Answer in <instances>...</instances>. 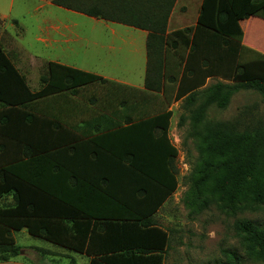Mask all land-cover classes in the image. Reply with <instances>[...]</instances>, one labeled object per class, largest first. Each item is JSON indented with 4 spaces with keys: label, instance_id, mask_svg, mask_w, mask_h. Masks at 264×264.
Masks as SVG:
<instances>
[{
    "label": "crops",
    "instance_id": "0c3cea01",
    "mask_svg": "<svg viewBox=\"0 0 264 264\" xmlns=\"http://www.w3.org/2000/svg\"><path fill=\"white\" fill-rule=\"evenodd\" d=\"M14 1L9 0L6 8V0H0V50L25 80L30 94L42 91V78L48 73L49 63L96 75L106 83L31 102L24 89L11 86L0 61V171L6 174V170L17 168L16 178L8 176L14 182L16 179L22 181L19 184L25 197L22 207H55L50 209V215L52 212L53 215L62 213L66 217L62 222L31 220L34 226L44 225L45 228L65 223L68 229L77 227L79 230L75 233L70 230L67 234L81 236V243L76 242L77 246L83 245L84 238L95 229L93 246L96 251L120 247L123 233L116 225L118 222L106 219L131 215L133 207H164L171 198L169 196L158 206L163 191L149 184V203L141 205L140 194L125 189L126 184L136 177L124 173L121 166L124 157L136 156L137 149L154 151L159 148L155 145L154 134L145 136L139 131L144 130L137 124L141 116L147 119L160 112L173 111V107L154 111L153 102L142 101L154 97L150 94H157L146 89L149 32L64 9L54 5L53 0L47 5L64 9L69 15L87 16L95 20L96 25L103 23L105 27H79L74 21L62 22L58 19V12L44 14L42 4L35 5L30 13H25L28 17L20 19L11 14ZM181 1L177 0L172 10L167 34L180 30L177 14L187 11ZM202 3L203 0L196 3L195 22L190 27L196 26ZM27 18L32 21L33 42L50 50V59L33 54L22 46L30 30L21 20ZM252 18L264 21L260 17ZM248 20L240 22L243 45L264 55V47L245 39L243 25L248 24ZM42 68L46 72L41 71ZM6 99L24 104L9 106ZM171 130L170 122L168 137L176 148ZM137 158L131 160L136 162ZM143 159L161 160L164 169L162 155H146ZM61 165L65 170L59 169ZM15 195L12 191L0 198V208L16 207ZM44 195L63 197L65 201H47L41 197ZM23 215L18 219L20 225L25 222ZM19 233L50 246L22 248L15 240V234ZM13 238L20 253L6 264L12 261L18 264H90L96 258L33 237L26 228L14 232ZM89 243L88 239L85 245Z\"/></svg>",
    "mask_w": 264,
    "mask_h": 264
},
{
    "label": "trees",
    "instance_id": "16d2710c",
    "mask_svg": "<svg viewBox=\"0 0 264 264\" xmlns=\"http://www.w3.org/2000/svg\"><path fill=\"white\" fill-rule=\"evenodd\" d=\"M177 0H53V4L64 9L85 14L89 17L120 23L149 32L148 38V74L146 89L159 93L167 83H176L178 74L168 77L167 65L169 51L182 59L179 65L181 74L178 82L176 101L185 98L187 103L197 100V96L209 79L231 82V85L217 83L203 91L207 105L217 104L225 107L228 100L222 93L232 95L240 88L257 91L264 97V55L243 45L244 33L240 22L252 17L264 19V0H203L195 27H188L167 34V26ZM187 51L186 57L181 52ZM180 52V53H179ZM0 61L9 77L11 86L24 89L32 102L54 94L76 92L89 85L106 81L96 75L77 69L48 64V73L42 78L43 89L37 94H30L25 80L14 68L9 58L0 50ZM0 100H2L0 96ZM6 99V105L18 106ZM173 113L160 112L155 116L137 123L144 130L141 134L155 135L158 149L147 151L137 149L136 162L124 157V173L136 178L126 184L127 190L140 194V204L149 203V184L163 191V199L158 206L172 196L178 188L174 163L178 150L171 145L168 134ZM157 135V136H156ZM204 148L211 165L220 173L217 190L229 201L252 196L256 201L264 200V120L245 124L242 129L230 124H212L204 137ZM146 152V153H145ZM164 156L161 160H145L146 155ZM145 155V156H144ZM63 166V167H62ZM59 169H64L61 165ZM60 171V170H58ZM17 168L0 171V198L15 191L16 207L0 208V264L18 257L20 247L13 238L14 232L26 228L33 237L43 239L56 246L80 254L95 256L90 264H164L171 249V231L160 226L155 216L162 207H133L131 215L124 214L113 221L123 233L122 245L106 251H96L93 246L94 230L84 238L72 236L77 227L68 229L63 226H34L31 220H66L62 213L50 215L52 207H22L25 197L20 191ZM9 175V176H8ZM135 179V180H134ZM126 182V181H124ZM41 190L48 191L46 188ZM47 201L61 200L63 197L41 196ZM41 200V198H40ZM42 201V200H41ZM55 209V207H53ZM52 208V210H54ZM127 208V207H125ZM42 210V212H41ZM45 210L47 212H45ZM24 214V215H23ZM24 216L21 225L18 219ZM51 216L53 219H51ZM43 223V222H42ZM41 224V223H40ZM40 228V229H35ZM73 232L72 235L68 231ZM90 230V229H89ZM244 242L249 257L254 262L264 263V224L257 221L240 223ZM89 239L90 243L86 246ZM229 264H244L242 257L233 252Z\"/></svg>",
    "mask_w": 264,
    "mask_h": 264
},
{
    "label": "rangeland",
    "instance_id": "374dc122",
    "mask_svg": "<svg viewBox=\"0 0 264 264\" xmlns=\"http://www.w3.org/2000/svg\"><path fill=\"white\" fill-rule=\"evenodd\" d=\"M49 1L15 0L11 14L22 19L28 17L25 13H30L35 5L42 4L44 14L58 12V19L62 22L74 21L79 27H105L103 23L96 25L95 20L87 16L69 15L64 9L48 6ZM8 2L9 0H6V8ZM197 2L198 0L181 1L187 11L183 10L184 13L180 14L177 12L179 29L190 27L195 22ZM21 21L25 28L30 30L25 35L22 46L33 54L50 59V50L33 42L30 18ZM248 21V24L243 25L245 39L264 47V21L259 18ZM169 52L168 77L178 74L176 83H167L159 93L150 94L153 98L142 100L153 102L154 111L158 112L162 107L164 110L173 107L171 131L178 150L174 163L178 188L156 216L157 223L171 231V249L164 264H229L233 252L242 257L244 264H264L254 262L249 257L243 233L240 231L242 222L257 221L264 224V200L258 202L248 196L232 202L223 198L217 190L220 173L214 164L211 165L203 143L207 129L212 124H230L242 129L245 124L264 120V97L257 91L240 88L229 96L226 92L222 93V97L228 100L225 107L221 108L217 104L207 105L203 91L219 82L232 84L219 79H209L198 91L200 93L197 100L191 103H187L185 99L176 101L181 74L179 65L182 59L172 53V50ZM181 54L186 57L187 51H182ZM40 70L46 72L44 68ZM15 240L22 248L48 245L24 233L15 234ZM18 263L12 261L7 264Z\"/></svg>",
    "mask_w": 264,
    "mask_h": 264
}]
</instances>
